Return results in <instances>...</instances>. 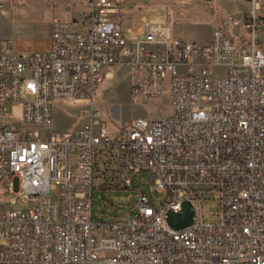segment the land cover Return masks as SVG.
Wrapping results in <instances>:
<instances>
[{
  "label": "built area",
  "instance_id": "obj_1",
  "mask_svg": "<svg viewBox=\"0 0 264 264\" xmlns=\"http://www.w3.org/2000/svg\"><path fill=\"white\" fill-rule=\"evenodd\" d=\"M64 1L84 11L53 20L42 54L0 42V264H264V0L223 15L204 45L147 23L128 43L127 0ZM117 67L136 75L133 102L166 90L171 114L112 136L91 108L80 128L50 131L55 104L92 101ZM97 168L129 188V215L92 218ZM212 201L214 222L201 214ZM183 202L192 221L173 229Z\"/></svg>",
  "mask_w": 264,
  "mask_h": 264
},
{
  "label": "rangeland",
  "instance_id": "obj_2",
  "mask_svg": "<svg viewBox=\"0 0 264 264\" xmlns=\"http://www.w3.org/2000/svg\"><path fill=\"white\" fill-rule=\"evenodd\" d=\"M127 2L132 9L138 5L142 8L134 14L133 23L127 24L123 28L128 43L135 41V32L143 24V20L150 24H163L168 17H171L174 32L177 35L187 41L204 45L211 41L214 28L223 19L222 15L239 17L240 9L248 6L244 0H218V4L217 0L211 2L127 0ZM1 3L0 42L4 47H7L6 42H10L11 47L5 49L12 51L21 48L29 49L28 47L38 52L47 50L53 31L51 19H60V17L69 14L67 10H60L64 4L57 9L53 7L51 0H0ZM218 7L221 10H217ZM70 8L76 10L79 7L72 8L71 6ZM132 12L135 11L132 10ZM169 12H171L170 16ZM127 29H130L132 34H127ZM135 77L136 75L126 68H114L111 76L96 87L92 101H88L86 98H73L55 104L52 107L50 131L66 134L80 128L88 120L87 114L91 108L98 110L100 123H103L112 136L123 125H127L135 118L140 117L154 121L171 114L169 95L166 90L160 95L146 100L133 102L130 99ZM100 161L103 164L108 160L103 158ZM97 176L93 185L92 218L97 220L115 219L129 215L134 203V199L129 197V188L123 186L119 181L116 183L118 184L117 188L115 186L114 188H98L102 183L103 186H109L108 177H111L106 172H99ZM139 188L147 191L148 185H139ZM51 199L53 201L58 199L57 190L51 192ZM151 199L154 207L160 208L163 194L154 192ZM17 204L21 203L18 201ZM217 209L216 201L203 203L201 214L205 220L214 222L217 218Z\"/></svg>",
  "mask_w": 264,
  "mask_h": 264
},
{
  "label": "bare ground",
  "instance_id": "obj_3",
  "mask_svg": "<svg viewBox=\"0 0 264 264\" xmlns=\"http://www.w3.org/2000/svg\"><path fill=\"white\" fill-rule=\"evenodd\" d=\"M248 1H250V0H248ZM68 11V15H66L65 17H60V19H57V20H62V21H67L68 19H80L81 18V16H80V11H84V10H67ZM135 12H132V10H122L121 12H119L118 14H117V17H118V21H117V25L121 28V31H122V33L125 35V33L123 32V28H124V26L125 25H127V24H130V23H133V16H134V14L136 13V11H138V10H134ZM248 12V10H244V11H241V12H239V16H240V14H246ZM171 15V12H169V16ZM53 19H51V26H53V21H52ZM170 21H172V18L171 17H168V19L165 21V23H163V24H150V23H147L145 20H143V24L144 23H147V24H150V25H166V24H170L171 25V27H172V30H171V32H172V35H173V21H172V23H170ZM142 24V25H143ZM141 25V26H142ZM140 26V27H141ZM139 27V28H140ZM137 32V31H136ZM135 32V33H136ZM126 33L127 34H132V32H131V30L130 29H127L126 30ZM134 33V34H135ZM174 36V35H173ZM125 38H126V35H125ZM51 39H52V36H50V39H49V48L52 46V44L50 45V43H51ZM136 37H135V41H136ZM134 41V42H135ZM187 41V40H186ZM189 42H193V41H189ZM194 43H196V42H194ZM29 49H26V48H21V49H17V50H14V51H18L19 53H21V54H26L28 51H30L31 49H30V47H28ZM14 49V48H13ZM33 53H37V54H42V52H38V51H33ZM111 76V75H110ZM106 78H104L102 81H100L99 83H97L96 84V86L94 87V89L93 90H95L96 89V87L101 83V82H103L104 80H105ZM93 94H94V92H93ZM75 99H77V98H75ZM60 103H62V101L60 102ZM70 133V132H69ZM57 135H64V134H58V133H56ZM66 134H68V133H66ZM8 141V140H7ZM181 211H182V205H181Z\"/></svg>",
  "mask_w": 264,
  "mask_h": 264
},
{
  "label": "water",
  "instance_id": "obj_4",
  "mask_svg": "<svg viewBox=\"0 0 264 264\" xmlns=\"http://www.w3.org/2000/svg\"><path fill=\"white\" fill-rule=\"evenodd\" d=\"M199 1L211 2L212 0H199ZM140 8L141 7H138V10H140ZM192 215H193V211L190 208V204L188 202H183L182 211L179 213L168 211L166 214V220L171 228L181 229L191 223Z\"/></svg>",
  "mask_w": 264,
  "mask_h": 264
},
{
  "label": "crops",
  "instance_id": "obj_5",
  "mask_svg": "<svg viewBox=\"0 0 264 264\" xmlns=\"http://www.w3.org/2000/svg\"><path fill=\"white\" fill-rule=\"evenodd\" d=\"M245 1V0H244ZM52 3H53V7H56L57 9L59 8V7H61V6H63L62 4H64V6H66V7H62L60 10H72L70 7V5L69 4H67L64 0H52L51 1ZM245 2H247V8H241L240 10L241 11H244V10H248L249 9V1L247 0V1H245ZM217 4H218V0H217ZM61 5V6H60ZM51 6V5H50ZM70 6V7H69ZM218 6V5H217ZM138 7H139V5L137 6V7H135V9L134 10H138ZM54 9V8H53ZM142 8H140V10H141ZM217 10H221L219 7H218V9ZM261 10H264V9H261ZM240 11V12H241ZM223 16V15H222ZM221 22V21H220ZM173 35L174 36H176V37H180V38H182L181 36H179V35H177L175 32H174V28H173ZM182 39H185V38H182ZM185 40H187V39H185Z\"/></svg>",
  "mask_w": 264,
  "mask_h": 264
},
{
  "label": "trees",
  "instance_id": "obj_6",
  "mask_svg": "<svg viewBox=\"0 0 264 264\" xmlns=\"http://www.w3.org/2000/svg\"><path fill=\"white\" fill-rule=\"evenodd\" d=\"M100 171V172H104V170H100L99 168H97V171ZM110 177L112 178L113 177V174H110ZM110 178V179H111ZM133 183L135 184V185H137V183H136V181L135 180H133ZM104 184L102 183V184H100L99 186H98V188H107V187H112V188H114V186H115V188H117L118 187V184H116V183H109V186H103ZM117 186V187H116ZM143 186V185H142ZM141 191H143V189L141 190ZM129 213V212H128Z\"/></svg>",
  "mask_w": 264,
  "mask_h": 264
}]
</instances>
